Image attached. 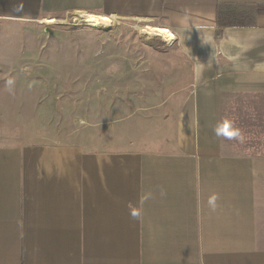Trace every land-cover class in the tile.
<instances>
[{"label":"crops","instance_id":"1","mask_svg":"<svg viewBox=\"0 0 264 264\" xmlns=\"http://www.w3.org/2000/svg\"><path fill=\"white\" fill-rule=\"evenodd\" d=\"M70 15L151 23L192 81L140 109L151 140L0 133V264H264V0H0V23Z\"/></svg>","mask_w":264,"mask_h":264},{"label":"rangeland","instance_id":"2","mask_svg":"<svg viewBox=\"0 0 264 264\" xmlns=\"http://www.w3.org/2000/svg\"><path fill=\"white\" fill-rule=\"evenodd\" d=\"M109 20L0 23L1 135L86 150L152 139L155 112L140 109L167 104L192 65L151 23Z\"/></svg>","mask_w":264,"mask_h":264},{"label":"bare ground","instance_id":"3","mask_svg":"<svg viewBox=\"0 0 264 264\" xmlns=\"http://www.w3.org/2000/svg\"><path fill=\"white\" fill-rule=\"evenodd\" d=\"M51 21H48V23H50ZM159 36H161L163 38V40L167 43L172 44L174 41V38L168 34H158Z\"/></svg>","mask_w":264,"mask_h":264}]
</instances>
